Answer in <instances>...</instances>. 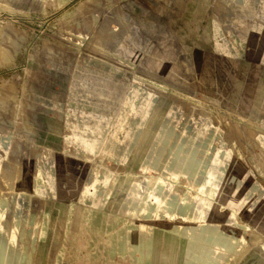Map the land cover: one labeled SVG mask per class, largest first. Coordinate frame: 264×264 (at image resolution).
Instances as JSON below:
<instances>
[{"label":"rangeland","instance_id":"374dc122","mask_svg":"<svg viewBox=\"0 0 264 264\" xmlns=\"http://www.w3.org/2000/svg\"><path fill=\"white\" fill-rule=\"evenodd\" d=\"M99 36L119 38L114 53L93 46ZM0 46L12 52L8 62L0 56V89L10 95L0 106V124L21 141L19 158H32L34 169L39 167L34 153L41 154L45 148L57 171H71L73 148L65 150L66 135L73 123L102 102L112 118L107 124L105 149L112 143L127 142L128 136L117 133L118 106L130 88L139 84L156 99L128 156L135 171L140 172L138 160L176 104L187 119L202 116L204 122L211 121L217 128L216 146L228 148L241 174L264 188V95L256 103L264 90V0H0ZM221 60L231 65L223 69ZM104 152L96 159L116 173L110 180L112 197L104 202V195L91 186L88 193L92 194L79 193L67 199L31 193L32 206L25 210V220L16 231L24 252L18 264H39V244L45 243V235L53 230L60 242L43 264L93 261L88 258L91 243L85 239L88 214L90 218L92 214L116 218L115 228L127 237L111 241L106 236L99 242L96 261L117 253L109 247L119 246L118 254L125 264L154 263V256L147 257L141 249L134 253L141 263L131 254L127 234L150 223L142 214L132 216L123 205L132 181L124 178L128 164ZM7 193L0 181V202ZM75 199L87 206L84 224L77 226L82 230L78 246L76 233L80 231H72L76 226L71 220L77 219L73 212L79 210L67 206ZM34 202L40 206H33ZM17 211L14 204L4 219L10 231L14 230ZM33 213L37 215L32 217ZM245 238L253 242L250 232ZM262 243L263 247L252 245L258 263L264 261V234Z\"/></svg>","mask_w":264,"mask_h":264},{"label":"bare ground","instance_id":"6f19581e","mask_svg":"<svg viewBox=\"0 0 264 264\" xmlns=\"http://www.w3.org/2000/svg\"><path fill=\"white\" fill-rule=\"evenodd\" d=\"M8 38L12 44L16 43L11 36ZM118 43L119 38L99 36L93 41V46L112 54ZM164 46L163 53H166ZM0 56L4 62L11 60L9 47L0 46ZM130 61V58L125 60L132 64ZM220 63L223 69L231 65L222 60ZM259 93L256 103L261 102L264 90ZM0 95L2 106L4 97L10 95L6 89H0ZM155 99L156 95L139 84L130 88L126 99L118 106L120 109L116 116L119 123L117 133L128 136V141L120 145L112 143L107 149V124L112 118L107 114L110 111H106V103L93 106L96 110L74 121L66 135L65 148L67 151L73 148L69 158V167L72 168L65 174L63 170H56L55 162L50 160L53 157H47L49 149L44 148L41 154L34 153L35 162L39 163L37 169H34L32 158H19L21 141L14 137L10 128L0 124V181L8 189L5 199L0 202V264H18L24 253L19 248L16 231L19 223L25 220V210L32 206L31 193L67 199L79 193L81 196L92 194L88 193L91 186L98 194L104 195V202L112 197L110 180L117 176L105 163L96 159L103 151L128 164L129 170L124 178L132 181L123 205L132 211V216L142 214L144 221L150 223L148 227L144 224L127 234L132 251L141 249L147 257L154 256L153 264L160 263L161 259L171 264L174 261L177 264H238L246 257L242 264H264L262 259L258 263L256 254L251 252L254 243L263 247L264 188L241 174L234 166L228 148L216 146L217 128L211 121L204 122L202 116L187 119L181 107L173 105L138 160L140 172L131 167L128 156L148 120ZM17 195L21 197L20 201H17ZM77 199L67 205L69 209L79 210L73 212L77 219L71 220V225L76 226L72 231H80L76 233V246L82 239V230L77 226L79 223L83 226L87 210L86 204ZM14 204L18 216L14 230L10 231L4 219ZM33 206L40 205L34 202ZM36 215L33 213L32 217ZM99 219L94 222L97 226L101 224ZM55 232H47L45 243L39 244V264H43L45 258L51 256V249L58 246L60 240L54 237ZM92 232V227H89L85 239L95 243ZM247 232L253 237L252 243L245 238ZM126 238L124 236L123 239Z\"/></svg>","mask_w":264,"mask_h":264},{"label":"crops","instance_id":"0c3cea01","mask_svg":"<svg viewBox=\"0 0 264 264\" xmlns=\"http://www.w3.org/2000/svg\"><path fill=\"white\" fill-rule=\"evenodd\" d=\"M89 218H87L85 220L86 223H90L89 225L87 224V227L91 228L92 227V233L94 234V237L96 238L95 240V243H91V245H89V249H90V254H88V258H91L93 261L89 260L86 261L88 264H125V261L123 258H121L119 251H118V248H120L119 246L118 247H109V249L112 250L113 249H117V253H114L112 255H107V256H104L102 257V261H96L95 259L99 258L98 256V249L100 247V241L103 242L104 238H106V236H108L107 238L110 239L112 241V238H116L117 240L121 239L124 235H120V230L116 227L115 225V221H117L116 218L112 217V216H104V215H95V214H92L91 215V218H90V215L88 214ZM101 219V224L99 226L95 225L94 222L97 220V219ZM111 218V219H110ZM96 219V220H95ZM99 219V220H100ZM95 226V227H93ZM107 232L109 234H107ZM116 241V240H115ZM115 243V242H114ZM118 244V241L117 243ZM112 245V242L109 246ZM131 248V246H130ZM125 249V247H124ZM131 250V249H130ZM136 250H139V249H135L133 251H131V254L132 256L134 257V259L138 260L139 263H141V259L139 260L136 256H135V251ZM156 264H171L169 263L168 261H164L161 259L160 260V263H156ZM172 264H177L174 262H172Z\"/></svg>","mask_w":264,"mask_h":264}]
</instances>
